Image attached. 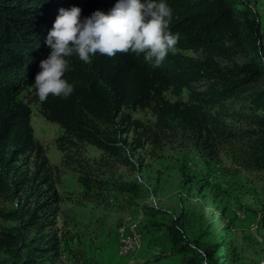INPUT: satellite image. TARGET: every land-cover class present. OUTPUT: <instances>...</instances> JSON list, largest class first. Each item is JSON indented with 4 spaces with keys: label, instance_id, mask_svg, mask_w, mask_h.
<instances>
[{
    "label": "trees",
    "instance_id": "16d2710c",
    "mask_svg": "<svg viewBox=\"0 0 264 264\" xmlns=\"http://www.w3.org/2000/svg\"><path fill=\"white\" fill-rule=\"evenodd\" d=\"M167 2L172 10L168 27L180 39L159 67L134 53H97L90 64L72 56L65 73L75 85L72 95H50L41 102L33 84L40 61L50 52L45 38L59 9L80 6L83 18L96 10L107 12L115 0H0V202L14 203L8 213L1 209L0 216L19 222L18 227L0 229V253L11 254L14 264H54L60 258L58 239L52 234L59 198L52 193V166L34 137L33 100L44 118L63 130V152L90 144L119 156L121 137L132 125L142 128L145 137L154 131L132 115L150 109L156 130H172L176 122L184 134H204L205 143L228 147L200 148L207 155L226 152L234 163L264 172V33L257 13L244 0ZM188 51L200 58L190 57ZM239 54L249 58L247 66L236 65ZM219 60L233 66L223 68ZM167 93L187 96L180 115V107L169 109ZM172 114L177 117L171 120ZM122 162L131 164L128 157ZM80 180L86 192L95 184L87 175ZM116 189L139 192L137 185L120 184ZM184 221L177 216L168 227L171 243L186 260L193 257L189 264H201V252L207 259L212 252L201 248L200 240H190Z\"/></svg>",
    "mask_w": 264,
    "mask_h": 264
},
{
    "label": "rangeland",
    "instance_id": "374dc122",
    "mask_svg": "<svg viewBox=\"0 0 264 264\" xmlns=\"http://www.w3.org/2000/svg\"><path fill=\"white\" fill-rule=\"evenodd\" d=\"M244 1L257 13L264 33V0ZM186 54L200 58L199 53ZM219 63L223 68L233 66L225 60ZM235 63L241 67L250 62L239 54ZM165 98L170 110L180 107V115L187 96L167 93ZM31 109L34 137L52 166V193L59 198L54 205L59 212L52 234L58 239L60 258L54 264H189L193 257L186 260L187 255L177 251L168 233L173 219L180 215L190 240H200L201 248L212 252L208 259L201 252V264L264 262V172L234 163L226 152L209 156L200 149L227 145L205 143L204 134H184L176 122L171 123L172 130L160 132L153 111L147 109L133 111V119L154 131L145 137L142 128L132 125L119 142L122 156L108 155L90 144L63 152L59 147L61 127L44 118L37 101H32ZM241 127L248 129L249 125L241 123ZM124 157L131 164L123 163ZM86 175L95 181L87 192L80 180ZM120 184L137 185L139 192L118 191ZM154 203L159 210H147ZM1 209L8 213L14 203L0 202ZM137 215L142 216V247L121 253L124 220ZM18 226L16 220L0 216V229ZM14 262L11 254L0 253V264Z\"/></svg>",
    "mask_w": 264,
    "mask_h": 264
},
{
    "label": "clouds",
    "instance_id": "9594fccd",
    "mask_svg": "<svg viewBox=\"0 0 264 264\" xmlns=\"http://www.w3.org/2000/svg\"><path fill=\"white\" fill-rule=\"evenodd\" d=\"M81 14L80 6L61 7L47 32L50 52L40 61L33 84L41 102L50 95L67 99L74 92L75 85L65 77L69 57L90 64L97 53L108 57L134 53L159 67L176 51L180 39L168 27L172 10L167 0H115L107 12L96 10L83 18Z\"/></svg>",
    "mask_w": 264,
    "mask_h": 264
},
{
    "label": "bare ground",
    "instance_id": "6f19581e",
    "mask_svg": "<svg viewBox=\"0 0 264 264\" xmlns=\"http://www.w3.org/2000/svg\"><path fill=\"white\" fill-rule=\"evenodd\" d=\"M157 208V204L153 205ZM142 216H127L124 220V226L122 229V235L120 238L119 248L121 253L127 254L129 252L140 249L143 244V236L140 232L139 225ZM135 233V242L133 243V236ZM126 234V245L124 244V236Z\"/></svg>",
    "mask_w": 264,
    "mask_h": 264
},
{
    "label": "built area",
    "instance_id": "2783aa9c",
    "mask_svg": "<svg viewBox=\"0 0 264 264\" xmlns=\"http://www.w3.org/2000/svg\"><path fill=\"white\" fill-rule=\"evenodd\" d=\"M133 243H136V242H135V233H134V236H133ZM124 244L126 245V234H125V236H124Z\"/></svg>",
    "mask_w": 264,
    "mask_h": 264
},
{
    "label": "water",
    "instance_id": "95a60500",
    "mask_svg": "<svg viewBox=\"0 0 264 264\" xmlns=\"http://www.w3.org/2000/svg\"><path fill=\"white\" fill-rule=\"evenodd\" d=\"M262 264H264V262Z\"/></svg>",
    "mask_w": 264,
    "mask_h": 264
}]
</instances>
